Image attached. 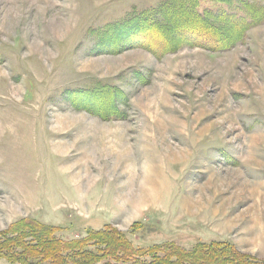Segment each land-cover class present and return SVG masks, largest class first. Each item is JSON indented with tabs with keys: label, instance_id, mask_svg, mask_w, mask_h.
Here are the masks:
<instances>
[{
	"label": "rangeland",
	"instance_id": "374dc122",
	"mask_svg": "<svg viewBox=\"0 0 264 264\" xmlns=\"http://www.w3.org/2000/svg\"><path fill=\"white\" fill-rule=\"evenodd\" d=\"M163 1L0 0V242L41 225L85 239L93 259L67 264L212 242L264 260V0H196L238 38L156 56L161 38L127 21ZM111 231L131 252L95 238ZM11 246L24 260L0 264H53Z\"/></svg>",
	"mask_w": 264,
	"mask_h": 264
},
{
	"label": "trees",
	"instance_id": "16d2710c",
	"mask_svg": "<svg viewBox=\"0 0 264 264\" xmlns=\"http://www.w3.org/2000/svg\"><path fill=\"white\" fill-rule=\"evenodd\" d=\"M196 7V0H165L158 7L141 13V18L136 16L129 18L127 23L130 27H133L141 20L144 24V29L149 30L147 31V35L154 38V42L161 38L159 40L162 45L161 48L157 51L151 49V52L156 56H161L172 49L173 46H178L183 43H187L188 45L199 44L210 48H221L228 45V43H231L232 39L235 40L238 38L239 33H235L230 40H226L221 34H217L219 32L215 23H218L216 21H221V15H215L208 11L199 13L196 11ZM231 29L234 30L233 28ZM169 32L170 35L176 37L175 39H177V41L169 38ZM120 99L121 101L123 100L122 97ZM70 103L72 106H78V102L76 103L73 99H70ZM113 115L114 113L106 116ZM30 229L28 232H25L23 228L19 227L18 229H13L15 233H18L13 239L7 237L0 242V244L3 245L2 249H0V255H6L10 260L22 262L24 259L20 257L21 253H17L16 255H13L14 253L7 254L9 251H14V247H12L11 244L20 248L22 254L37 256L45 255L46 257H50L53 264H67L70 262L69 258L72 254L82 255L79 250L84 246L85 239L61 243L50 235L51 233L48 227L33 225L30 226ZM96 235L95 238H97L98 241L103 242L106 246V250L109 252L114 250H120L123 253L131 252L130 246L118 231H111L110 233L104 234L97 233ZM26 237L34 239L36 245L27 243V241L24 240ZM171 251L173 252L172 255L175 257L173 261L168 259L171 256V252L169 251L170 253H167L162 261L160 262L159 260L158 263L264 264V260L248 256L247 254L238 251L233 244L227 242H212L208 246L196 245L189 251L181 250L179 247L173 246ZM82 256L85 262H90L93 259V256L91 255Z\"/></svg>",
	"mask_w": 264,
	"mask_h": 264
}]
</instances>
